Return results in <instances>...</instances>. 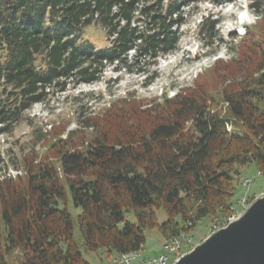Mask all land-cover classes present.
Returning a JSON list of instances; mask_svg holds the SVG:
<instances>
[{
  "label": "trees",
  "instance_id": "1",
  "mask_svg": "<svg viewBox=\"0 0 264 264\" xmlns=\"http://www.w3.org/2000/svg\"><path fill=\"white\" fill-rule=\"evenodd\" d=\"M203 1L0 0V136L55 90L174 53L187 10ZM261 17L232 45L237 56L217 61L192 88L146 103L130 95L85 114L46 153L26 155L20 175H4L0 264H89L83 248L118 257L144 250L146 232L166 243L205 219L230 217L241 169L264 177ZM216 23L204 19L200 34L213 38ZM90 26L104 33L102 49L84 38Z\"/></svg>",
  "mask_w": 264,
  "mask_h": 264
},
{
  "label": "rangeland",
  "instance_id": "2",
  "mask_svg": "<svg viewBox=\"0 0 264 264\" xmlns=\"http://www.w3.org/2000/svg\"><path fill=\"white\" fill-rule=\"evenodd\" d=\"M215 1L204 0L187 10L188 21L181 27L182 38L172 55L158 59L154 65L148 62L147 66L137 67L142 68L141 71L134 70L132 73L126 70L119 73L107 68L99 82L69 86L64 92L61 89L55 90L46 103L34 105L21 121L0 136V180L4 175H20L21 171L17 168L21 167L24 157L33 151L34 155L39 153V156L46 153L47 144L60 134L59 131L60 137L65 138L69 132L78 130V121L84 119L85 114L100 112L108 104L130 95L145 103L154 98L174 97L182 89L193 86L195 80L217 61L226 62L235 58L237 55L231 51V47L239 45L247 31L258 25L264 12V0H232L226 4H215ZM208 16L210 22L217 20L211 39L204 38L199 32L200 23L208 19ZM83 34L85 39H89L99 49L107 45L104 33L101 35L95 26L86 28ZM241 175V187L233 207L235 212L238 211V216H242L256 199L264 196V177L254 167L241 169ZM250 179L254 182L250 186L246 185L244 181ZM70 212L76 218L80 210L70 204ZM157 217L160 223L167 219L163 210L157 212ZM225 219L208 218L199 222L195 230L189 233L194 245L201 244L218 231ZM75 238L80 244L83 243L78 228L75 230ZM164 243L157 231L146 232L142 258L150 259L159 255ZM82 253L89 264H115L119 260L116 253L109 254L106 250L86 252L83 248Z\"/></svg>",
  "mask_w": 264,
  "mask_h": 264
},
{
  "label": "water",
  "instance_id": "3",
  "mask_svg": "<svg viewBox=\"0 0 264 264\" xmlns=\"http://www.w3.org/2000/svg\"><path fill=\"white\" fill-rule=\"evenodd\" d=\"M175 264H264V196Z\"/></svg>",
  "mask_w": 264,
  "mask_h": 264
},
{
  "label": "built area",
  "instance_id": "4",
  "mask_svg": "<svg viewBox=\"0 0 264 264\" xmlns=\"http://www.w3.org/2000/svg\"><path fill=\"white\" fill-rule=\"evenodd\" d=\"M254 181L250 179L249 181H244L246 185H251ZM247 205V204H245ZM244 205V207H245ZM247 207V206H246ZM238 211H236L233 215L228 217L227 219L230 218H239L240 216L237 215ZM226 220V219H225ZM224 222V221H223ZM220 229V226L218 227ZM181 243H188V241H182ZM177 244L179 243H174V237L170 238L167 240L166 245H162V251L160 252L159 255L153 256L152 259L150 260H143V259H123V260H117L114 263L115 264H164V258H167L170 253H177V260H175V263L178 262L183 256L187 255L189 252H191L196 245H188V251L185 252H178L177 251ZM171 263V264H175Z\"/></svg>",
  "mask_w": 264,
  "mask_h": 264
},
{
  "label": "bare ground",
  "instance_id": "5",
  "mask_svg": "<svg viewBox=\"0 0 264 264\" xmlns=\"http://www.w3.org/2000/svg\"><path fill=\"white\" fill-rule=\"evenodd\" d=\"M246 181H249V180H246ZM237 219L238 218H230V219L224 220V222L220 225L221 226L220 229L226 227L227 225L236 221ZM182 241H188V243H181ZM174 243H179V244H177V251L178 252L188 251V245H194L193 237L190 236L189 233H183L178 238H175ZM166 244H167V242L164 245H166ZM141 252H142V250H139V251H134V252H130V253L121 255V256H119V260H123L126 258H128V259H143ZM150 259H152V258H150ZM150 259H143V260H150ZM175 260H177V253H170V255H168L167 258H164V264L175 263Z\"/></svg>",
  "mask_w": 264,
  "mask_h": 264
},
{
  "label": "crops",
  "instance_id": "6",
  "mask_svg": "<svg viewBox=\"0 0 264 264\" xmlns=\"http://www.w3.org/2000/svg\"><path fill=\"white\" fill-rule=\"evenodd\" d=\"M147 257H152V256H147Z\"/></svg>",
  "mask_w": 264,
  "mask_h": 264
}]
</instances>
